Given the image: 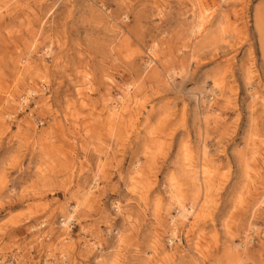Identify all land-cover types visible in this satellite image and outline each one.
<instances>
[{
  "label": "rangeland",
  "instance_id": "obj_1",
  "mask_svg": "<svg viewBox=\"0 0 264 264\" xmlns=\"http://www.w3.org/2000/svg\"><path fill=\"white\" fill-rule=\"evenodd\" d=\"M0 264H264V0H0Z\"/></svg>",
  "mask_w": 264,
  "mask_h": 264
}]
</instances>
